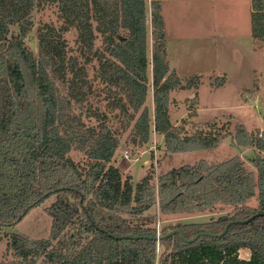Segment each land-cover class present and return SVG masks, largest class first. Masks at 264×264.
I'll use <instances>...</instances> for the list:
<instances>
[{
  "label": "trees",
  "instance_id": "16d2710c",
  "mask_svg": "<svg viewBox=\"0 0 264 264\" xmlns=\"http://www.w3.org/2000/svg\"><path fill=\"white\" fill-rule=\"evenodd\" d=\"M47 5L57 8L62 25L39 28L36 53L26 38L33 11ZM252 24L254 37L264 40V0H253ZM72 29L75 56L65 36ZM99 37L103 48L96 47ZM95 60L109 112L127 117L125 128L134 123L132 144L146 145L154 131L171 155L213 150L231 137L236 147L259 152L249 159L257 173L234 156L162 173L157 185L150 171L134 187L113 163L121 141L109 114L89 104L88 66ZM199 81L190 78L185 89H197ZM180 86L157 0L150 6L149 0H0V236L9 239L8 249L32 264H264V133H248L242 124L231 131L215 119L190 134L186 119L176 125L169 116L170 94ZM151 89L153 114L145 106ZM74 150L85 153V165ZM52 196L48 238L3 233ZM256 196L258 207H248ZM219 206L233 210L209 222L163 226L162 240L155 239L153 208L182 217L215 214ZM229 223L223 237L203 235L220 234ZM177 229L198 238L167 237ZM244 248L248 259L240 257Z\"/></svg>",
  "mask_w": 264,
  "mask_h": 264
},
{
  "label": "rangeland",
  "instance_id": "374dc122",
  "mask_svg": "<svg viewBox=\"0 0 264 264\" xmlns=\"http://www.w3.org/2000/svg\"><path fill=\"white\" fill-rule=\"evenodd\" d=\"M152 0H149V6ZM162 14V13H161ZM183 18H188V12H184ZM33 27L28 37L27 44L30 48L38 52V34L39 28L45 24H54L57 27L62 25L57 8L53 5L36 8L32 13ZM14 32H18L17 27H13ZM68 41L70 55H78L77 32L72 29L65 34ZM226 41V40H224ZM218 41L213 40L207 52L198 49L192 53H187L184 46L179 47L174 43L170 62L172 65H178L180 69L179 77L181 86L176 88L170 94L169 116L173 124H180L182 119L188 121V132L193 134L199 126L212 122L215 119L220 121L219 125H229L228 128L234 131L238 124L244 125L248 133H264V46L255 48L254 44L240 48L239 54L229 55L223 49L225 46ZM233 41L239 47L242 45L237 39ZM96 47L103 48L102 40L96 41ZM181 63V64H179ZM186 63V64H183ZM89 78L93 82V92L89 95V104L93 109H98L103 113L106 111L110 116L109 125L117 130L121 146L116 151L113 163L121 170L125 176H131V182L134 187L139 184L143 178L151 171L154 175V181L162 173L178 169L186 165H195L201 160L209 163L224 162L231 157L241 156L250 169H254L249 159L253 158L259 152L254 148L236 147L231 137L225 138L220 145L213 150H193L171 155H165L163 149V137L153 131L149 143L142 147H137L131 143L133 138L132 129L134 123L125 128L128 122L127 117L120 116L119 111L109 112L107 108L109 100L107 94L102 89L103 85L98 78V61H94L88 66ZM201 76L199 87L197 89H185L190 78ZM224 79V85H218ZM223 81V80H222ZM87 105V104H86ZM153 114L154 98L153 90H150L145 105ZM189 109H192L189 111ZM92 120V123L97 124ZM89 123V121H88ZM211 126V125H210ZM129 151V158L124 153ZM72 157L81 165H85L86 155L84 152L74 150ZM264 155V154H263ZM256 172V170H255ZM257 173V172H256ZM52 196L38 206L34 207L22 221L15 225L14 230L24 235L30 240L46 239L51 234L52 216L47 209L54 202ZM259 201L257 196L247 202L248 207L257 208ZM233 208L229 206H219L215 214H204L193 216L168 215L160 216L159 209L153 208L150 214L155 212L161 221V227L177 223H204L212 219H217L221 215L232 212ZM9 239L0 236V264H32L23 262L20 258L8 249ZM251 256L249 249H241L240 257L248 259ZM35 264H45L39 259Z\"/></svg>",
  "mask_w": 264,
  "mask_h": 264
},
{
  "label": "crops",
  "instance_id": "0c3cea01",
  "mask_svg": "<svg viewBox=\"0 0 264 264\" xmlns=\"http://www.w3.org/2000/svg\"><path fill=\"white\" fill-rule=\"evenodd\" d=\"M157 1L160 2L164 20L168 62L178 77L181 68L178 65L173 66L170 62L174 49L171 43L179 47L184 46L187 53H192L196 49L201 53L208 51L206 49H209L213 40H226L219 43L225 46L223 49L229 55H238L240 48L250 44H254L255 48L264 46V40L257 39L253 35V0ZM184 12H188L187 19L183 18ZM231 39L239 40L242 45L238 47L233 41H227Z\"/></svg>",
  "mask_w": 264,
  "mask_h": 264
},
{
  "label": "water",
  "instance_id": "95a60500",
  "mask_svg": "<svg viewBox=\"0 0 264 264\" xmlns=\"http://www.w3.org/2000/svg\"><path fill=\"white\" fill-rule=\"evenodd\" d=\"M260 215H262V214H259V215H257V216H260ZM254 218H256V216H253L251 219H248V220H246V221L237 222V223H249V222H250L251 220H253ZM232 224H233V223H229V224L225 227L224 231H223L222 233H220V234H216V233H210V232H208V233H204L203 235L210 236V237H213V238H220V237H223L224 235L227 234L228 229H229V227H230ZM3 233H7V234H15V235H19V236H21V237H25L24 235L18 233V232L15 231L14 229H8V230H5ZM176 233H179V234L183 237V239H184L186 242H194V241H196L197 238H198V237H195V238H193V239H191V240H190V239H187V238L184 236L183 231H182L181 229H177V230H173V231H171V232L167 235V237L173 236V235L176 234ZM155 239L158 240V241H161V240H162V237H156Z\"/></svg>",
  "mask_w": 264,
  "mask_h": 264
},
{
  "label": "built area",
  "instance_id": "2783aa9c",
  "mask_svg": "<svg viewBox=\"0 0 264 264\" xmlns=\"http://www.w3.org/2000/svg\"><path fill=\"white\" fill-rule=\"evenodd\" d=\"M260 134L262 135L263 132L260 133ZM124 156H125L126 158H129V151H126V152L124 153ZM157 229H158V237H160V235H161V233H162V227H161V221H160V220L158 221Z\"/></svg>",
  "mask_w": 264,
  "mask_h": 264
}]
</instances>
